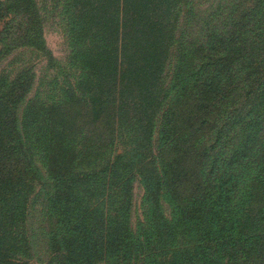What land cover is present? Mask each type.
Segmentation results:
<instances>
[{"label":"trees","instance_id":"16d2710c","mask_svg":"<svg viewBox=\"0 0 264 264\" xmlns=\"http://www.w3.org/2000/svg\"><path fill=\"white\" fill-rule=\"evenodd\" d=\"M201 1L59 0L68 70L37 0H0V63L63 77L22 116L33 69L0 78V264H33L39 197L52 264H264V0Z\"/></svg>","mask_w":264,"mask_h":264},{"label":"rangeland","instance_id":"374dc122","mask_svg":"<svg viewBox=\"0 0 264 264\" xmlns=\"http://www.w3.org/2000/svg\"><path fill=\"white\" fill-rule=\"evenodd\" d=\"M42 16L44 18V41L47 50L52 53L57 64L69 70L71 62L72 47L69 37V24L66 15L63 14V6L59 0H37ZM220 0H203L199 3L198 9L202 13L208 12L216 7ZM252 1L246 7L252 6ZM209 13V12H208ZM1 51V47H0ZM24 68H32L35 73V83L32 92L28 96L24 107L20 111L22 116L27 104L43 92L50 96L52 84L56 81L58 69L49 67L48 61L42 55L29 48H18L11 51L0 63V78L8 76L14 78ZM59 82H63V77H59ZM56 93V92H55ZM38 161V160H37ZM38 164L40 162L38 161ZM145 192L139 182L134 185V206L132 226L136 228L139 221L143 219L142 207ZM43 198L34 200L30 208L29 230L32 243V263L52 264V255L49 249V233L54 221L49 218L45 209ZM166 215L171 213L166 206Z\"/></svg>","mask_w":264,"mask_h":264}]
</instances>
